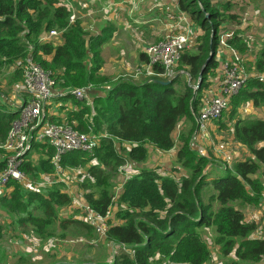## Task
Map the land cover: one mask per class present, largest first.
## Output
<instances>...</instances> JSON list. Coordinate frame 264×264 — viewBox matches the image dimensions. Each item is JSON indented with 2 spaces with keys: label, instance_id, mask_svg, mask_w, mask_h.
Masks as SVG:
<instances>
[{
  "label": "trees",
  "instance_id": "obj_1",
  "mask_svg": "<svg viewBox=\"0 0 264 264\" xmlns=\"http://www.w3.org/2000/svg\"><path fill=\"white\" fill-rule=\"evenodd\" d=\"M175 3L179 12L186 14L200 32L193 35V29L187 26L189 39L193 35L197 41L195 51H189L188 45L179 49V57L172 67L175 74L170 79L143 73L135 75L133 71L125 78L111 79L98 72L97 51L108 39L111 28L103 27L94 34L77 18L68 22L71 11L63 0H0V76L4 77L3 70L8 73L5 76L8 87L4 88L0 81V144L25 99L19 86L22 66L30 58L49 73L52 87L57 91L90 85L80 99L69 93L51 97L50 104L57 113L44 112V121L65 123L95 138L90 151L68 152L60 163L65 170L94 158L96 163L88 165L83 175L82 184L87 187L82 194L83 203L107 215L115 199L116 222L106 219L103 235L118 245V249L108 264H203L209 251L198 229L208 226L213 227L214 241L221 244L223 254L232 250L240 260L257 261L264 255V236L249 238L256 229V221L245 220L243 212L230 203L254 204L264 194V169L257 175L264 168V144L257 146L264 142V121L241 119L236 114L238 107L247 102L252 107L264 105V80L259 81L256 76H264V46L258 48L251 65L244 68L249 77L236 94L227 98L223 108L234 121L233 140L243 145L249 156L232 161L229 169L215 171L209 181L204 180L205 157L197 155L189 143L195 130L192 112L208 100L210 78L215 76L220 59L229 56L232 50L241 52L243 43L232 32L220 45L219 26L226 19H235L234 14L228 13L229 0H175ZM52 29L58 32L55 36L40 39ZM221 48L227 50H222L225 55ZM138 61L141 64L136 68L147 61L143 50L138 54ZM240 63L244 65L241 59ZM152 70L162 69L155 64ZM135 76L142 78L131 79ZM190 80L193 85L189 84ZM178 81L182 82L179 88L174 86ZM10 89L21 94L17 104L7 103ZM180 121L182 126L175 138L172 132ZM116 143H126L125 156L137 163L144 161L151 147L159 151L176 147L174 157L189 168V173L172 178L158 176L149 168H139L123 180L114 197L105 178L109 171H116L124 158L118 154ZM32 151L36 154L34 159L30 157ZM51 154L52 148L42 143L32 144L24 154L21 170L30 184L35 185L42 176H46L45 180L52 174ZM6 155L0 148V171ZM23 183L9 180L5 185L10 190L0 195V206L6 205L11 211H23L29 206L17 219L30 223L35 237L49 239L57 228L62 234L67 224L91 229L80 219L58 217L60 209L68 208L72 201L66 191L58 188L59 182H48L52 184L43 186L42 190L26 189L25 193ZM207 184L212 192L203 201L202 187ZM23 196L26 201L21 200Z\"/></svg>",
  "mask_w": 264,
  "mask_h": 264
},
{
  "label": "rangeland",
  "instance_id": "obj_2",
  "mask_svg": "<svg viewBox=\"0 0 264 264\" xmlns=\"http://www.w3.org/2000/svg\"><path fill=\"white\" fill-rule=\"evenodd\" d=\"M229 1L231 2V6L228 9V13L234 14L235 19L231 21L226 19L221 23L218 29L219 40L224 41L232 32L238 34L240 41L243 43V49L241 52L233 51L241 58L242 63L244 62L245 66L243 65V67L246 69L248 68L247 65H251L250 63L256 58L258 48L264 46V0ZM143 2L156 9L155 18L157 23L154 25V29L149 30L147 36L143 37L138 33L135 35L131 31H135V28L130 27V24L119 25L117 21L107 18L102 23V27H108L109 29L115 28L116 31L113 32L114 36L120 35L122 37H127L129 40L131 38L134 40L138 38L144 40L147 38V40L153 41H151L150 44L160 41L165 35L180 34L185 30L189 31L187 28L188 25L190 26L189 28L193 29V35L197 33V31L198 34H200L198 28L194 24L192 25L188 16L179 12L175 0H144ZM98 6H100V4ZM159 24L162 25V30H160ZM152 31L153 35H151ZM193 35L189 39L188 33L189 40L187 47H189V51H195L194 47L197 41L193 38ZM222 50L225 52L227 50L221 48V53L225 55ZM3 75L4 77L0 76V81L3 87L6 88L8 87L7 79L5 78V76L8 75L6 70H3ZM141 78L142 76H135L131 79L140 80ZM182 78L188 82L184 75ZM189 84L193 85L194 82L190 80ZM174 86L179 88L182 86V82L178 81ZM11 92L12 89L8 90L9 98H7V103L11 104L14 102L17 104L20 101L18 97H20L21 94H15L14 92L11 94ZM50 103L51 101L45 106L44 112L49 113L52 111L53 105ZM261 107H264V105L258 108ZM225 110H223L218 118L208 120L202 131L195 129L189 140L190 146L194 152L197 155L205 157V166L202 173L204 180L207 181L211 179V176L215 175V171H222L224 168L229 169L233 159H241L246 154V152L240 151V145H237L231 138V131H229V126L227 125L229 119L225 117ZM197 111L192 112L193 115ZM237 111L238 110H236V112ZM236 114H238V112ZM181 126L182 124L180 121L172 132L173 137H177ZM123 144L116 143L115 145L118 154L124 156L123 161L116 168V171L114 169L109 171L107 173V178H105L110 183V189L114 197L119 193L123 180L131 174L136 173L139 168H149L158 176H168L172 178H178L189 173V168L181 165L180 161L174 157L176 147H173V149L169 151H159L151 147L152 150L146 154L144 161L137 163L125 156L128 147L127 144ZM227 152H229V154H227ZM233 152H239L240 156L235 157ZM30 157L34 159L36 154L32 151V153L30 152ZM95 163L96 160L93 158L90 162L79 163L77 167H66L65 170L63 169V176L60 177L61 180H57L56 182L60 183V185H58L60 190L66 191L71 196L72 201L68 208L60 209L59 218L73 217L84 221L81 209L78 207V204L83 203L82 194L87 189V187L82 184V180L86 167ZM263 169L264 168H261L257 175H260ZM43 177L46 176H42L35 185L30 184L27 180L23 181V193L26 192V189L34 190L33 188H35L37 190H42L43 186L47 187L52 184L48 183L47 179L43 180ZM9 190L10 188L6 185L2 186L0 188V195L4 191ZM202 190V200L206 201L208 194L212 192L211 186L209 184L204 185ZM261 197L263 198L264 194H262ZM21 200L26 201V196H23ZM114 200L115 199H113V205H111L107 212V219L112 223L116 222L114 213L117 211ZM230 204L243 212L245 220L256 221V229L252 231L248 237L262 238L264 236L262 231V229H264V216L262 214L260 200L254 204H241L238 202H231ZM28 207L29 206H26L23 211H11L6 205H3V207L0 206V264H59L76 261L89 262L90 264H108L114 252L118 249V245L105 238L104 235H97L92 228L88 230L77 225L73 226L67 224L62 234L61 230L57 228L49 239L42 240L39 237H35L30 229L32 225L28 222H19L17 219L26 212L25 209ZM32 212L33 214L36 213L34 210ZM198 232L201 240L209 251V255L203 264H264V255L261 256L259 260L255 261V259L249 258L240 260L233 254L232 250L227 254H223L221 244L218 245L214 241L215 233L212 226L200 227Z\"/></svg>",
  "mask_w": 264,
  "mask_h": 264
},
{
  "label": "built area",
  "instance_id": "obj_3",
  "mask_svg": "<svg viewBox=\"0 0 264 264\" xmlns=\"http://www.w3.org/2000/svg\"><path fill=\"white\" fill-rule=\"evenodd\" d=\"M69 5V0H63ZM70 6V5H69ZM75 18L70 13L68 22ZM58 32L47 31L41 40L51 38ZM188 43V30L180 34L165 35L160 41L143 47L146 63L142 67L134 68L135 75H153L161 78H172L175 74L172 67L179 57V49ZM222 43V40H220ZM219 56V52L216 54ZM240 57L235 51L229 56H224L219 61L218 69L214 77L210 78L209 97L203 102L200 109L193 115L195 129L202 131L208 120L216 119L221 115L227 104V98L237 93L250 74L246 72L240 63ZM161 66L160 71L152 70V65ZM259 81L264 80L263 75H256ZM85 87H73L57 91L52 87L49 73L38 63L27 58L22 66V79L19 89L25 94V99L20 105L18 117L11 121L0 148L7 152L4 166L0 171V188L9 180L26 181V176L21 170L24 154L32 144H47L52 148L49 162L53 168L48 182L61 180V157L74 150L90 151L95 145V138L81 132L65 123H53L44 121V107L51 97L59 93H69L77 99L83 97ZM262 214L264 216V197L261 199ZM83 214L84 221L97 235H103L106 228L107 215L99 214L87 207L84 203L78 204ZM124 248V246H121ZM115 253V252H114Z\"/></svg>",
  "mask_w": 264,
  "mask_h": 264
},
{
  "label": "crops",
  "instance_id": "obj_4",
  "mask_svg": "<svg viewBox=\"0 0 264 264\" xmlns=\"http://www.w3.org/2000/svg\"><path fill=\"white\" fill-rule=\"evenodd\" d=\"M143 1L144 0H71L69 1V7L71 13L75 15V18L81 22L83 27L90 30L91 33H98L99 30L103 28L102 23L107 18L117 21L119 25L130 24V27L135 28V31L131 30L133 34L137 35L136 33H138L145 37L149 34L150 29H154L157 20L155 18V7H150ZM99 4L100 6H98ZM159 26L160 30H162V25L159 24ZM111 29L112 31L109 33L108 39L97 47L99 57L98 72L111 79H116L118 77L125 78L130 75L134 67L141 64L138 61V54L142 51L143 47L150 44L152 40H147V38L144 40L139 38L134 40L131 38L129 40L127 37H122L120 35L114 36L113 32L116 30L115 28ZM151 35H153V31ZM51 110V114L57 113V110L55 112V106H53ZM237 112L241 119L258 118L264 121V107H252L250 103L247 102L238 107ZM227 113L226 111V118H228ZM228 119L227 125L229 126V131H231L234 121L230 118ZM233 141L235 142V140ZM236 144L240 145L241 152H246L245 156H249L243 145L237 142ZM263 144L264 142H259L257 146ZM227 154H229V152H227ZM233 155L235 157L240 156L239 152H233ZM238 159L240 158L233 160Z\"/></svg>",
  "mask_w": 264,
  "mask_h": 264
},
{
  "label": "water",
  "instance_id": "obj_5",
  "mask_svg": "<svg viewBox=\"0 0 264 264\" xmlns=\"http://www.w3.org/2000/svg\"><path fill=\"white\" fill-rule=\"evenodd\" d=\"M165 83H168V81H165ZM165 83H164V84H165Z\"/></svg>",
  "mask_w": 264,
  "mask_h": 264
}]
</instances>
